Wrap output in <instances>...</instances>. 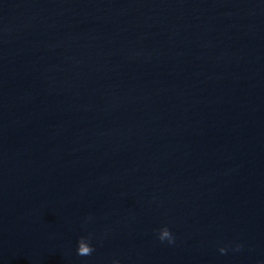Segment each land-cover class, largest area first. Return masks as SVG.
Returning <instances> with one entry per match:
<instances>
[{"label": "water", "instance_id": "water-1", "mask_svg": "<svg viewBox=\"0 0 264 264\" xmlns=\"http://www.w3.org/2000/svg\"><path fill=\"white\" fill-rule=\"evenodd\" d=\"M0 264H264V0H0Z\"/></svg>", "mask_w": 264, "mask_h": 264}, {"label": "clouds", "instance_id": "clouds-1", "mask_svg": "<svg viewBox=\"0 0 264 264\" xmlns=\"http://www.w3.org/2000/svg\"><path fill=\"white\" fill-rule=\"evenodd\" d=\"M159 240L164 241L167 240L169 243H172L173 237L171 234L168 233L167 230H163L161 235L158 237ZM237 248H239V245H236ZM225 251L224 248L220 249V252L223 253Z\"/></svg>", "mask_w": 264, "mask_h": 264}]
</instances>
